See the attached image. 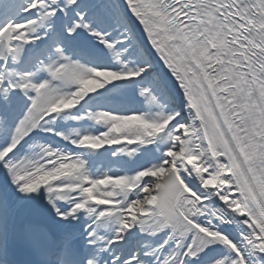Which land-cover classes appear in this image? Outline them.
Returning <instances> with one entry per match:
<instances>
[{"label":"snow or ice","instance_id":"6c2138e0","mask_svg":"<svg viewBox=\"0 0 264 264\" xmlns=\"http://www.w3.org/2000/svg\"><path fill=\"white\" fill-rule=\"evenodd\" d=\"M0 264H264V0H0Z\"/></svg>","mask_w":264,"mask_h":264}]
</instances>
